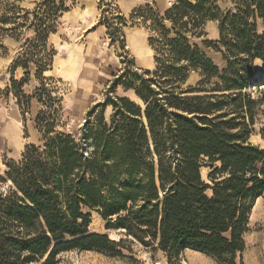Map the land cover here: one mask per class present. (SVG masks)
<instances>
[{
  "label": "trees",
  "instance_id": "1",
  "mask_svg": "<svg viewBox=\"0 0 264 264\" xmlns=\"http://www.w3.org/2000/svg\"><path fill=\"white\" fill-rule=\"evenodd\" d=\"M8 1L0 0V38L19 10L17 0ZM215 2L177 0L154 16L155 71L134 72L131 82L122 81L123 73L113 84L122 81L144 107L126 97L97 105L96 126L87 121L82 137L92 148L87 156L57 132L42 152L29 146L21 163L6 166L12 185L0 193V264H55L70 251L120 255V242L88 231L89 211L106 229L156 245L168 259L192 250L234 264L252 207L264 195V149L247 142L245 122L253 124L255 102L242 92L253 85L255 62L264 72V0H234V10L224 12ZM44 6L34 26L38 40L63 11ZM207 21L218 22L219 39L204 43L222 55L221 71L188 37L202 36ZM190 72L201 78L182 88Z\"/></svg>",
  "mask_w": 264,
  "mask_h": 264
},
{
  "label": "rangeland",
  "instance_id": "2",
  "mask_svg": "<svg viewBox=\"0 0 264 264\" xmlns=\"http://www.w3.org/2000/svg\"><path fill=\"white\" fill-rule=\"evenodd\" d=\"M177 0H17L16 19L4 25L9 31L0 38V193L12 185L5 177L7 165L23 161L26 149L34 146L42 152L48 137L57 132L69 134L85 148L83 132L96 126L106 99L126 97L144 107L133 90L120 82L135 80L132 73L156 69V50L149 38L156 36L154 16L163 15ZM220 12L234 10V0H215ZM14 1L9 0L12 4ZM63 6L53 29L36 39L34 26L45 6ZM149 11V12H148ZM5 11L0 10V17ZM12 17L7 13L6 18ZM13 22L16 30H12ZM166 28H171L164 22ZM202 36L189 37L219 71L226 67L222 55L205 44L219 39L218 22L207 21ZM132 35H131V34ZM158 33V32H157ZM130 35L146 50L132 52L127 43ZM173 34H170L172 37ZM257 73L253 85L243 90L255 102L253 124L248 119V143L264 149V72L255 62ZM123 73L118 85H113ZM198 72H190L182 88L195 86ZM218 81L213 79L211 84ZM92 112V114L90 113ZM113 109H103L109 124ZM87 149V152L85 151ZM208 169L201 170L205 175ZM202 176V177H203ZM87 212V210H84ZM88 231L108 236L119 243L120 255L111 257L94 251H70L59 254L55 264H226L212 256L185 250L168 259L156 245L144 246L127 236L122 229H106L97 212L89 211ZM245 249L236 254L234 264H264V195L255 201L244 234ZM42 260L30 264H40Z\"/></svg>",
  "mask_w": 264,
  "mask_h": 264
},
{
  "label": "crops",
  "instance_id": "3",
  "mask_svg": "<svg viewBox=\"0 0 264 264\" xmlns=\"http://www.w3.org/2000/svg\"><path fill=\"white\" fill-rule=\"evenodd\" d=\"M127 43H128V40H127ZM131 43H132L131 50L136 56H137L138 53H143L144 50H146V48L143 45H141L140 43L136 42L134 37H133V40H131Z\"/></svg>",
  "mask_w": 264,
  "mask_h": 264
},
{
  "label": "bare ground",
  "instance_id": "4",
  "mask_svg": "<svg viewBox=\"0 0 264 264\" xmlns=\"http://www.w3.org/2000/svg\"><path fill=\"white\" fill-rule=\"evenodd\" d=\"M127 40H128L129 45L132 46L130 35L128 36ZM203 170H204V169H202V171H203Z\"/></svg>",
  "mask_w": 264,
  "mask_h": 264
}]
</instances>
